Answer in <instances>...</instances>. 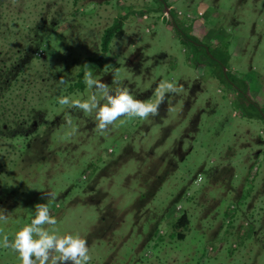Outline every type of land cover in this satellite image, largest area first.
<instances>
[{
  "label": "rangeland",
  "instance_id": "374dc122",
  "mask_svg": "<svg viewBox=\"0 0 264 264\" xmlns=\"http://www.w3.org/2000/svg\"><path fill=\"white\" fill-rule=\"evenodd\" d=\"M117 70L139 100L183 91L103 135L59 105ZM37 203L89 264H264V0H0V241ZM0 264L22 262L0 247Z\"/></svg>",
  "mask_w": 264,
  "mask_h": 264
},
{
  "label": "clouds",
  "instance_id": "9594fccd",
  "mask_svg": "<svg viewBox=\"0 0 264 264\" xmlns=\"http://www.w3.org/2000/svg\"><path fill=\"white\" fill-rule=\"evenodd\" d=\"M84 83L87 89L92 90L86 99L62 95L58 98V103L68 109H79L85 115L94 114L96 131L101 135L107 133L110 127H115L117 121L123 125L126 121L121 117L147 120L150 116H158L160 106L165 103L169 94L183 91L176 83L161 80L154 89V101L139 100L128 88L119 86V70L113 72L112 83L117 85L114 88L94 78L91 71L84 72ZM58 84L66 85L67 81L61 76ZM167 110L174 111L170 102ZM64 121L71 128L68 135H74L77 129L72 126L71 117L65 114ZM45 195L47 200L56 198L54 192H46ZM7 220V214L0 212V222L6 223ZM56 225L57 220L51 215L48 205L37 203L30 224L17 230L11 241L8 235H3L0 247L12 249L18 254L22 264H89L92 257L86 239L79 233L61 234Z\"/></svg>",
  "mask_w": 264,
  "mask_h": 264
},
{
  "label": "trees",
  "instance_id": "16d2710c",
  "mask_svg": "<svg viewBox=\"0 0 264 264\" xmlns=\"http://www.w3.org/2000/svg\"><path fill=\"white\" fill-rule=\"evenodd\" d=\"M121 26H122V22H121V19H120V17L119 18H116L115 20H114V22L109 26V27H107L106 29H105V39H104V41H103V43H102V46H101V50L102 51H106V50H108L109 49V45H110V41H111V39H112V37H120L121 36V34H122V28H121ZM175 27H178L177 25H174ZM179 28V27H178ZM194 43L198 46V45H201L202 43L199 41V40H197V39H194ZM44 45L46 46V45H49V41H44ZM222 46H225V49H226V46H227V43H222L221 44ZM42 47H43V44H42ZM41 47V48H42ZM199 48V47H198ZM216 48H218V47H216ZM200 49V48H199ZM203 49V48H202ZM204 50V49H203ZM205 52H207V51H205ZM208 53V52H207ZM217 60H219V59H217ZM82 69H83V66H82ZM230 73V72H229ZM228 74V73H227ZM227 74H226V76H227ZM79 75H80V78H81V80H82V72L80 71L79 72ZM79 81V80H78ZM79 83H81V82H79ZM77 84V83H76ZM185 219H186V221L188 220V218H187V216L184 214V215H182L180 218H178V224L179 225H184V221H185ZM178 237H181V238H183L184 237V233L183 232H179L178 233Z\"/></svg>",
  "mask_w": 264,
  "mask_h": 264
}]
</instances>
